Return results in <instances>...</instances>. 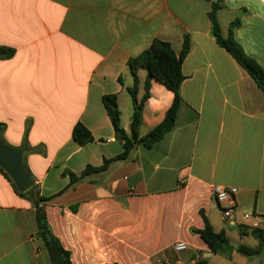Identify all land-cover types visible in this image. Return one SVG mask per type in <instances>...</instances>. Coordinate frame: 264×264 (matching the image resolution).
Listing matches in <instances>:
<instances>
[{
    "label": "crops",
    "instance_id": "1",
    "mask_svg": "<svg viewBox=\"0 0 264 264\" xmlns=\"http://www.w3.org/2000/svg\"><path fill=\"white\" fill-rule=\"evenodd\" d=\"M213 3L221 34L238 20L233 38L264 69V0H0V47L13 50L0 52V134L23 149V165L43 197L68 184L65 172L79 174L121 153L102 96L115 95L128 132L133 78L127 60L154 39L178 54L189 36L174 127L45 205L71 264H264V253H213L191 232L204 227V215L232 245L255 246L238 226L264 228V95L211 35ZM137 77L140 97L146 71L139 68ZM172 100L151 78L141 136ZM77 122L92 141L73 139ZM213 185L237 188L231 218H223ZM177 241L187 248L176 251ZM0 264H52L31 201L2 171Z\"/></svg>",
    "mask_w": 264,
    "mask_h": 264
},
{
    "label": "trees",
    "instance_id": "2",
    "mask_svg": "<svg viewBox=\"0 0 264 264\" xmlns=\"http://www.w3.org/2000/svg\"><path fill=\"white\" fill-rule=\"evenodd\" d=\"M217 8V3H213L212 10L209 13L211 35L214 37L216 43L227 51L253 78L264 95V69L254 59L248 57L243 52L241 46L232 36V29L238 24V20H234L230 23L227 35L223 36L216 18ZM189 49L190 41L189 36L186 34L183 36L181 49L178 54L173 51L171 44L168 41L154 39L140 54L130 57L127 60V68L133 78L132 86L127 89L132 102V114L130 117L128 132H125L120 124V114L116 105L115 95L102 96V102L106 113L109 116L114 130L118 133L119 138L122 141V151L120 154L110 159H104L103 164L99 167L87 165L79 174L71 171L65 172V174L69 177L68 184L51 196H41L35 185H32L24 192H19V194L27 197L34 207L37 235L41 238L47 248L52 264H71V261L69 252L62 247L57 237L51 231L46 217L45 205L55 197L63 194L69 189L74 188L77 184L85 180L89 174L106 173L112 162L128 159L135 146L140 145L144 148L152 147L153 144L161 140L163 136L174 127L177 112L182 102L180 95V85L184 79V75L182 73V62L184 57L189 52ZM0 52H2L4 56H10L13 54L12 49H5L2 47H0ZM139 68H143L146 71V78L143 84V93L140 97H137V71ZM151 78L157 79L167 89H169L173 94V100L167 108L163 119L141 136L139 134V129L142 122V110L145 101L149 97ZM2 128L3 126L1 125L0 131ZM72 137L80 145L93 140L89 130L80 122H77L73 126ZM7 145L12 149L20 148L13 147L9 144ZM0 171H2L5 176L9 178V176L1 168ZM202 216L204 220V227L202 229L191 228V232L198 234L213 253L228 256L233 250H235L237 253L248 258L258 257L264 253V228L239 225V233L241 235L252 236L257 243L255 246H247L245 244L232 245L223 231L215 232L207 218L204 215ZM194 264L210 263L206 260H195Z\"/></svg>",
    "mask_w": 264,
    "mask_h": 264
},
{
    "label": "water",
    "instance_id": "3",
    "mask_svg": "<svg viewBox=\"0 0 264 264\" xmlns=\"http://www.w3.org/2000/svg\"><path fill=\"white\" fill-rule=\"evenodd\" d=\"M23 149L10 148L0 137V168L9 176L19 192L33 185L22 161Z\"/></svg>",
    "mask_w": 264,
    "mask_h": 264
},
{
    "label": "built area",
    "instance_id": "4",
    "mask_svg": "<svg viewBox=\"0 0 264 264\" xmlns=\"http://www.w3.org/2000/svg\"><path fill=\"white\" fill-rule=\"evenodd\" d=\"M211 190L214 199L217 201L221 208L223 218H231V216L236 212L235 195L237 193V188L233 186L224 187L220 185H213ZM244 217H248V215L244 214ZM185 248H187V244L183 241H177L174 244V249L176 251H181Z\"/></svg>",
    "mask_w": 264,
    "mask_h": 264
}]
</instances>
